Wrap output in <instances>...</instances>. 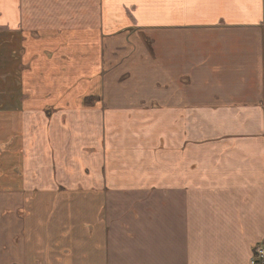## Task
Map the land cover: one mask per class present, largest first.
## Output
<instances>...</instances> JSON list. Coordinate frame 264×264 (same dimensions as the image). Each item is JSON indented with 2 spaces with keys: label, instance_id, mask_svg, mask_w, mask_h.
<instances>
[{
  "label": "crops",
  "instance_id": "crops-1",
  "mask_svg": "<svg viewBox=\"0 0 264 264\" xmlns=\"http://www.w3.org/2000/svg\"><path fill=\"white\" fill-rule=\"evenodd\" d=\"M0 40V264H264V0H0Z\"/></svg>",
  "mask_w": 264,
  "mask_h": 264
},
{
  "label": "rangeland",
  "instance_id": "rangeland-1",
  "mask_svg": "<svg viewBox=\"0 0 264 264\" xmlns=\"http://www.w3.org/2000/svg\"><path fill=\"white\" fill-rule=\"evenodd\" d=\"M31 47V50L27 51V53H33V49H40L38 46H28ZM19 46H11L3 44L0 40V110L5 109L2 106L9 103V101H14L18 99L20 96H24V92L21 90L23 87V77L14 75L15 73H19L18 64L20 63V58L22 60V69H26L29 71L32 69L33 61L29 58L26 60L23 59L25 56V49H19ZM27 48V47H26ZM28 50V49H27ZM29 57V56H28ZM33 57V56H32ZM20 77V79H19ZM13 97V98H12ZM14 99V100H13ZM7 102V103H6ZM14 103V102H12ZM54 112V110H52ZM51 111V112H52ZM52 112V114H54ZM50 112H47L48 117H52ZM4 144L0 143V151L6 149ZM259 253V250L257 251Z\"/></svg>",
  "mask_w": 264,
  "mask_h": 264
},
{
  "label": "built area",
  "instance_id": "built-area-1",
  "mask_svg": "<svg viewBox=\"0 0 264 264\" xmlns=\"http://www.w3.org/2000/svg\"><path fill=\"white\" fill-rule=\"evenodd\" d=\"M259 255L264 257V248L259 249Z\"/></svg>",
  "mask_w": 264,
  "mask_h": 264
}]
</instances>
